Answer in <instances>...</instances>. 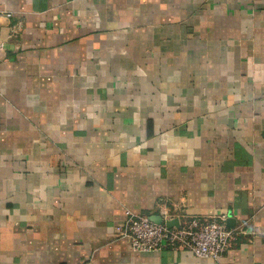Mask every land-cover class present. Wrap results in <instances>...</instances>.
<instances>
[{
	"label": "crops",
	"instance_id": "obj_1",
	"mask_svg": "<svg viewBox=\"0 0 264 264\" xmlns=\"http://www.w3.org/2000/svg\"><path fill=\"white\" fill-rule=\"evenodd\" d=\"M0 34V264H264V0H0ZM162 205L232 247L133 251Z\"/></svg>",
	"mask_w": 264,
	"mask_h": 264
},
{
	"label": "built area",
	"instance_id": "obj_2",
	"mask_svg": "<svg viewBox=\"0 0 264 264\" xmlns=\"http://www.w3.org/2000/svg\"><path fill=\"white\" fill-rule=\"evenodd\" d=\"M4 43L0 34V54ZM165 207L162 205L159 208L161 223L154 222L148 215L128 211L124 225L117 226L119 235L127 238L133 251L159 253L166 249L189 250L198 257L218 259L232 247L237 231L228 224V216L190 218L184 211L174 214ZM175 219L178 220L177 225H167L168 221Z\"/></svg>",
	"mask_w": 264,
	"mask_h": 264
},
{
	"label": "water",
	"instance_id": "obj_3",
	"mask_svg": "<svg viewBox=\"0 0 264 264\" xmlns=\"http://www.w3.org/2000/svg\"><path fill=\"white\" fill-rule=\"evenodd\" d=\"M154 222H158V223H161L162 222V218L161 216H154L151 218ZM177 225L178 224V220H172V221H168L167 222V225L168 226H173V225ZM228 224L233 227V223L231 222V218L228 219Z\"/></svg>",
	"mask_w": 264,
	"mask_h": 264
}]
</instances>
